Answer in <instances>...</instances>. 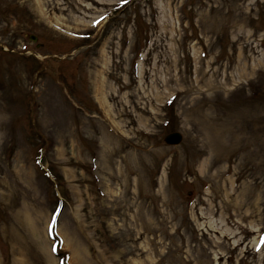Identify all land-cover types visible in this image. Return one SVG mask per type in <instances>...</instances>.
Returning a JSON list of instances; mask_svg holds the SVG:
<instances>
[{"label":"rangeland","instance_id":"rangeland-1","mask_svg":"<svg viewBox=\"0 0 264 264\" xmlns=\"http://www.w3.org/2000/svg\"><path fill=\"white\" fill-rule=\"evenodd\" d=\"M0 264H264V0H0Z\"/></svg>","mask_w":264,"mask_h":264},{"label":"water","instance_id":"water-1","mask_svg":"<svg viewBox=\"0 0 264 264\" xmlns=\"http://www.w3.org/2000/svg\"><path fill=\"white\" fill-rule=\"evenodd\" d=\"M30 37L33 39L36 38V36L34 34H30ZM182 138V134L180 133V131L175 130V131H171L169 133H167L164 136V140L167 143H178Z\"/></svg>","mask_w":264,"mask_h":264}]
</instances>
